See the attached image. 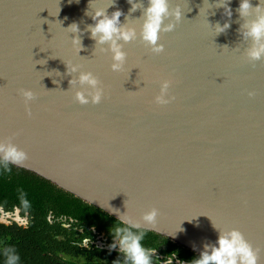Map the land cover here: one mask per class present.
<instances>
[{
  "label": "water",
  "instance_id": "obj_1",
  "mask_svg": "<svg viewBox=\"0 0 264 264\" xmlns=\"http://www.w3.org/2000/svg\"><path fill=\"white\" fill-rule=\"evenodd\" d=\"M258 3L241 16L238 0H167L161 28H173L153 53L140 38L147 0H0V140L26 154L9 167L196 256L236 229L264 264V54L248 58L244 35ZM97 9H118V27L135 31L113 37L118 70L110 42L89 35ZM82 72L97 80V103Z\"/></svg>",
  "mask_w": 264,
  "mask_h": 264
},
{
  "label": "clouds",
  "instance_id": "obj_2",
  "mask_svg": "<svg viewBox=\"0 0 264 264\" xmlns=\"http://www.w3.org/2000/svg\"><path fill=\"white\" fill-rule=\"evenodd\" d=\"M264 0H259V3L254 6V11L257 13L254 20L246 25L244 35L250 37L255 46L248 49L246 55L250 59H258L264 54V42L261 38L264 37ZM135 8V4H132ZM250 9V0H238V13L241 16L248 14ZM226 14L228 12L225 8ZM168 13L167 0H147V5L144 9V21L141 26L140 38L148 45L151 46L153 53L162 51V45L156 43L158 33L160 31H169L173 28V24L169 23L161 28L162 20ZM120 11L114 10L111 15H105L102 10L97 9L92 14L94 24L89 26V35L97 40V42L109 41L110 49L112 52L113 63L111 68L118 70L124 60V53L120 50V46L115 43L113 37L127 42L135 38V31L131 28L118 27V17ZM175 20L179 19L180 12L175 10L172 13ZM99 17V19H96ZM70 29L75 31L76 24L72 23ZM227 24L217 25L216 31L221 32ZM74 43L77 41L74 39ZM79 82L87 84L93 91L90 93V102L97 103L101 98V89L97 88V80L89 72H82L79 75ZM169 81L163 80L160 84V94L153 98V102L158 105L166 104L165 93L168 88ZM21 95L25 102L32 98L30 90H22ZM251 95V93H249ZM75 99L79 103L89 102V98L77 91ZM170 99V97H169ZM26 159V154L23 150L18 149L14 144L10 143L7 138L0 140V169L4 172L9 171V165H19ZM19 205L13 206L11 212L5 211L0 207V222L7 223L6 217L11 216L13 219L18 220L20 225L27 226L28 212L30 202L25 198L23 190L18 189ZM23 212L24 215L20 216L18 213ZM156 217V210L149 209L141 216V220L149 226L154 225ZM48 221L51 222V212L48 213ZM120 224H131L132 228H138L137 223L131 222L128 217H120L119 224L113 223L109 228V233L112 235L113 242L109 244V248L115 247L118 253H123L126 260L130 264H150V257L148 253L154 251L153 249H145L140 241L143 239L144 232L133 233L128 227H121ZM62 227L67 228V224H62ZM81 245L86 246L88 243L87 237H82ZM0 254L4 256V264H18L19 257L11 246H5L0 249ZM173 255V254H172ZM171 256L165 258L161 264H170ZM186 264H257L256 252L252 249L250 244L243 238L242 234L236 229H230L227 232L218 233L215 243L213 245H204L203 250L199 255Z\"/></svg>",
  "mask_w": 264,
  "mask_h": 264
},
{
  "label": "flooded vegetation",
  "instance_id": "obj_3",
  "mask_svg": "<svg viewBox=\"0 0 264 264\" xmlns=\"http://www.w3.org/2000/svg\"><path fill=\"white\" fill-rule=\"evenodd\" d=\"M2 201L0 207L5 211L11 212L13 206H17L12 200ZM64 208L62 213L46 210L47 224L43 229L29 230V215L26 227L11 216L5 218L7 223L0 222V241H16L7 246L15 250L18 264H130L123 253H118L115 247H108L113 242L109 233L113 222L89 211L81 210L82 215H77L69 204ZM49 212L51 222L47 219ZM18 215L23 216L24 213ZM62 224L68 227H62ZM130 231L136 233L135 230ZM30 237L31 240L36 237L37 244H27ZM82 237L88 238L86 246L80 243ZM140 243L146 250H154L148 253L150 264H161L168 256H171L170 264H186L197 257L161 237L146 233ZM2 246L0 243V248Z\"/></svg>",
  "mask_w": 264,
  "mask_h": 264
},
{
  "label": "trees",
  "instance_id": "obj_4",
  "mask_svg": "<svg viewBox=\"0 0 264 264\" xmlns=\"http://www.w3.org/2000/svg\"><path fill=\"white\" fill-rule=\"evenodd\" d=\"M18 189L24 191L25 198L28 199L30 202V208L28 212L30 219V223L28 226L29 230L37 228L43 229L47 224V221L45 220L46 210H51L53 213H62L65 212L64 207L67 204L72 205L74 207V211L77 215H82L81 210L85 212L89 211L97 214L98 216L104 217L113 223L119 224L118 221L102 213L101 211L84 205L80 201L61 193L50 185L43 183L34 177L16 171L10 167L8 172H4L2 169H0V202H3V199H5V201L12 200L13 202H15L14 204L18 206ZM0 205L2 204L0 203ZM119 226L127 227L123 224H120ZM129 229L135 230L132 228ZM135 231L140 232L141 230ZM143 232L152 236L154 235L145 231ZM35 238H33L32 240L31 237L27 238L26 243L37 244ZM15 242L6 240L0 241L1 245L3 244L0 249H3L9 244H14ZM0 264H4V257L2 255H0Z\"/></svg>",
  "mask_w": 264,
  "mask_h": 264
}]
</instances>
